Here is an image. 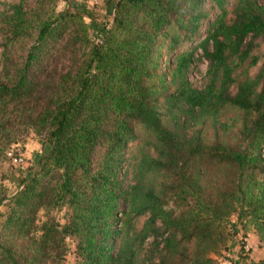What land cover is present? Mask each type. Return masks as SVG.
Listing matches in <instances>:
<instances>
[{"label": "trees", "instance_id": "16d2710c", "mask_svg": "<svg viewBox=\"0 0 264 264\" xmlns=\"http://www.w3.org/2000/svg\"><path fill=\"white\" fill-rule=\"evenodd\" d=\"M66 1L0 0V160L45 145L0 264H217L232 216L264 245V2Z\"/></svg>", "mask_w": 264, "mask_h": 264}, {"label": "rangeland", "instance_id": "374dc122", "mask_svg": "<svg viewBox=\"0 0 264 264\" xmlns=\"http://www.w3.org/2000/svg\"><path fill=\"white\" fill-rule=\"evenodd\" d=\"M1 1H14V0H1ZM99 1V0H98ZM101 2V3H100ZM99 2L98 9H96L97 18H100L102 13H106L104 8V0ZM264 2V0H259ZM71 0H67L63 4H60L61 8H66L71 5ZM230 16V15H229ZM95 31L97 27L95 26ZM93 33V32H92ZM95 33V32H94ZM260 41V48L264 53V40L256 39ZM201 54V50L198 49L195 55ZM1 56V48H0ZM259 65H256L251 73H254ZM207 69V61L202 58L194 65L193 71L189 75V79L195 87L200 88L205 82V74ZM137 143L131 145L130 154L133 155L137 150ZM44 140L33 132H30L27 137L22 141L13 144L10 147L9 152L3 160H0V186L6 187L9 191L15 187L14 178L17 176H23L29 169V167L36 161L42 152H44ZM13 153L20 155L21 162L14 163L12 159L8 157V154ZM8 157V158H7ZM129 178L130 173L127 175ZM4 207L0 205V217L3 214ZM67 215V209H63L58 213V218L61 222L64 221ZM228 230L230 237L227 243V249L222 252L221 256L217 257V264H264V245L258 240L253 229L251 227L242 228L237 222L236 216H232L228 222ZM74 262V244L72 240H68V251L61 264H72Z\"/></svg>", "mask_w": 264, "mask_h": 264}, {"label": "built area", "instance_id": "2783aa9c", "mask_svg": "<svg viewBox=\"0 0 264 264\" xmlns=\"http://www.w3.org/2000/svg\"><path fill=\"white\" fill-rule=\"evenodd\" d=\"M83 2V1H82ZM8 156H10L11 158H12V161L14 162V163H18V162H21L22 161V158H21V156L19 155H17V156H14V155H12L11 153H9L8 154Z\"/></svg>", "mask_w": 264, "mask_h": 264}]
</instances>
